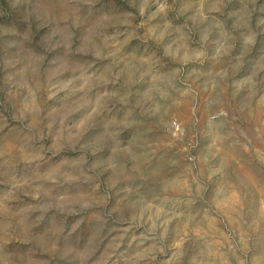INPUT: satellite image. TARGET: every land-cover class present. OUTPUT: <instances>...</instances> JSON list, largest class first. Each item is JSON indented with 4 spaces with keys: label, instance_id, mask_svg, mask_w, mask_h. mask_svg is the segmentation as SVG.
I'll return each mask as SVG.
<instances>
[{
    "label": "clouds",
    "instance_id": "obj_1",
    "mask_svg": "<svg viewBox=\"0 0 264 264\" xmlns=\"http://www.w3.org/2000/svg\"><path fill=\"white\" fill-rule=\"evenodd\" d=\"M0 264H264V0H0Z\"/></svg>",
    "mask_w": 264,
    "mask_h": 264
}]
</instances>
